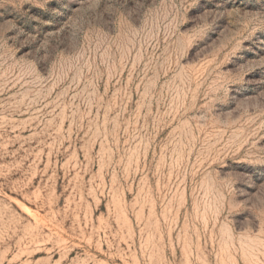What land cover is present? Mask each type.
<instances>
[{
    "label": "rangeland",
    "instance_id": "obj_1",
    "mask_svg": "<svg viewBox=\"0 0 264 264\" xmlns=\"http://www.w3.org/2000/svg\"><path fill=\"white\" fill-rule=\"evenodd\" d=\"M0 264H264V0H0Z\"/></svg>",
    "mask_w": 264,
    "mask_h": 264
}]
</instances>
